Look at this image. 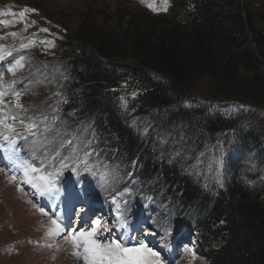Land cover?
<instances>
[{
    "label": "rangeland",
    "instance_id": "1",
    "mask_svg": "<svg viewBox=\"0 0 264 264\" xmlns=\"http://www.w3.org/2000/svg\"><path fill=\"white\" fill-rule=\"evenodd\" d=\"M176 1L167 0V4H164L163 0H145V3L140 0H0V13H8L0 15V21H8L4 25L7 26L5 30H2L3 26L0 29L2 42L6 47L20 50L0 61V79L3 81L0 87L6 91L0 107L5 114L16 113L19 117L27 118L26 123L29 120L38 123L37 135H29L27 140L17 139L14 149L22 159H32L34 155L36 158L33 162L37 168H41L43 163L39 173L41 175L58 168L61 157L71 156L74 148L80 157H83L84 151L93 153L89 157V163L93 165L91 171H85L83 164L69 161V167L63 169L54 180V187L66 192L63 196L72 197V214L68 218L74 217V221L79 224L85 221L79 233L91 227L97 229L96 235L107 233V237L100 238V241H105L101 244L119 241L133 248L143 243L159 253L161 264H209L208 257L200 248L197 236L188 223L189 218L149 193L147 187L141 186L133 177V171H126V167L116 164L112 158V161H107L98 150L95 137L88 135L86 129L76 130L70 124L69 105L67 107L65 102L69 82L66 66V55L71 47L69 43L78 40L94 51L96 44L93 41L96 43L100 39L107 26H117L118 19H122V28L127 27L131 16L142 24L148 21L151 24L156 18L161 21L170 17L171 7ZM242 2L251 10L255 26L264 33V21L261 18L264 14V0ZM146 3H153L158 9L166 7L167 11L154 12ZM26 8L35 11L25 12L21 17L19 14ZM22 44L28 47L22 48ZM110 46L117 48L115 43ZM21 56L24 57L23 67L17 68L15 75L9 73V64ZM128 62L133 61L129 59ZM149 88L148 84L137 78L126 77L122 80L119 93L127 122L138 129L143 137L154 139L163 150L162 153L165 152L172 160L179 162L186 174L198 180L205 189L214 190L224 184L231 170V161H236L241 165L248 182L259 184L264 179V156L256 151L254 143L246 141L240 146L235 142L239 136L237 130L253 128L264 141V104L222 95L216 97L219 89L211 80L204 78L191 90L196 100L206 108L220 109L235 123V127L226 129L214 138L201 135L194 137L193 134H187L182 118L169 120L164 108L148 106L142 102L140 95ZM12 91H19L21 96L17 98L11 95ZM17 102L26 111L16 108ZM9 123L16 124L17 133L26 132L19 120ZM45 125L52 126V130L46 132ZM4 131L0 128V133ZM69 140L71 144L64 143ZM0 146L9 147L3 136H0ZM2 168L0 165V172ZM72 168H76V171H72ZM3 172V179L14 184L16 179L8 177L5 168ZM85 200H90L89 205L92 207L87 212L81 211ZM261 200L264 202V191ZM37 205L39 210L43 208L39 203ZM98 209L110 210L113 217L111 224L100 221L98 224L93 223L97 221L95 210ZM11 215L6 203L0 202V264H24V259H30L37 253L35 250L31 253L37 240L30 238L39 236L45 230H35L34 227L17 230L18 223L12 220ZM48 216V211L43 210L42 217L50 218ZM118 221L121 223L117 224ZM130 221H137L138 226H133L137 233L127 242L131 230L117 229L126 227L124 222ZM57 223L67 232L66 224ZM114 225L116 227L113 229ZM15 228L18 232H15ZM76 229L71 227L67 240L76 236ZM67 247L63 248L66 256L69 255ZM38 254V258L43 257L41 253Z\"/></svg>",
    "mask_w": 264,
    "mask_h": 264
},
{
    "label": "trees",
    "instance_id": "2",
    "mask_svg": "<svg viewBox=\"0 0 264 264\" xmlns=\"http://www.w3.org/2000/svg\"><path fill=\"white\" fill-rule=\"evenodd\" d=\"M252 17L242 0H178L170 17L142 24L131 16L125 28L118 19L93 41L96 50L77 40L66 55L70 124L92 134L107 161L133 171L149 193L189 218L209 264H264V179L248 182L231 161L224 184L205 189L127 122L119 87L124 78H137L150 86L140 95L146 105L164 108L169 120L182 118L190 136H218L235 123L191 90L208 78L219 89L216 97L264 104V33ZM241 130L236 144L252 141L264 156L261 135Z\"/></svg>",
    "mask_w": 264,
    "mask_h": 264
},
{
    "label": "bare ground",
    "instance_id": "3",
    "mask_svg": "<svg viewBox=\"0 0 264 264\" xmlns=\"http://www.w3.org/2000/svg\"><path fill=\"white\" fill-rule=\"evenodd\" d=\"M0 25V29L3 26L2 30H5V28L7 27L4 26L5 23H1ZM8 52H11L12 54H17L20 52V50L15 48L13 49L11 47H6L5 43L2 42V36H0V55H4L6 57L4 58V60L7 59L8 55H6V53ZM0 165L3 167L1 169L2 172H0V185H3L0 190V202L6 203V205L10 208V211L12 212V220L18 223L16 226V228H18L17 230H19L20 228L24 230V228L33 227L35 230L38 228H44L45 230L41 231V234L39 236L36 235L34 236V238H30L37 240L35 248H32L31 250V253H33L34 250L37 251V253H34V255L30 259H24V264H86L84 260V246L77 242L75 247V244L73 243V238H71L72 236L69 237V240H67V234L71 231V227H77L76 231L78 232H75V234L77 235L79 233V230H81L82 227L85 226V221L84 223L80 222L79 224V222L77 223L74 221V217L72 219L68 218V216L70 217V215L72 214L71 208L73 206V202L72 199H70L72 197L63 196V193L65 194L66 192H63L59 190V188L55 187H53L52 190L47 194L41 196L33 187L24 182L23 172L17 169L14 165H12L7 159H5L4 153L2 151H0ZM4 168L6 173L8 174V177H15L16 183L14 182V184H12L9 182L8 179H3L2 174L4 173ZM5 182H7L8 184ZM15 193H18L19 195L15 196ZM38 203L41 207H43V210L46 209L48 211V215L51 216L50 218L42 217L43 211L38 209ZM19 205L21 206V208H19ZM28 209H30V212H27ZM85 210L84 208H81V211L85 212ZM53 219L57 222H61L62 225L66 224L65 228L67 232H64V227L62 226L61 228L63 229V231L59 232V234H56L54 231L55 225H53L52 223ZM119 222L120 221H118L117 224H119ZM132 223L134 224V221H132ZM128 225L126 227H121V229L120 227L117 229L124 230L126 228L127 230H131L128 234L129 238H126L127 242L128 239L132 238L131 236H134L137 233L135 228ZM17 230L15 232H18ZM90 231L91 227L89 229H86L85 231L83 230L82 232L86 234ZM104 236L107 237V233L105 235L95 234L92 238L101 244L105 242L100 241V238ZM61 238L62 241L58 242V240ZM66 245L68 246V256H66V252L63 250ZM38 253H41L43 257L38 258ZM76 253H79V255H76ZM50 260H54L55 262L50 263Z\"/></svg>",
    "mask_w": 264,
    "mask_h": 264
},
{
    "label": "snow or ice",
    "instance_id": "4",
    "mask_svg": "<svg viewBox=\"0 0 264 264\" xmlns=\"http://www.w3.org/2000/svg\"><path fill=\"white\" fill-rule=\"evenodd\" d=\"M140 2L145 3V0H140ZM163 3L167 4V0H163ZM146 6L154 12L167 11L166 7L163 9H158L153 5V3H146ZM29 11H35V9L26 8L19 15L22 17L25 12ZM6 14L8 13H0V15ZM0 23L7 24L8 21H0ZM41 31H47V29H41ZM11 35L15 36L16 33H12ZM21 47L25 48L28 47V45L22 44ZM6 55L11 56L12 53L8 52ZM4 58V55H0V61H3ZM23 59L24 57L21 56L19 59H16L14 63H10L7 71L15 75L17 68L23 67ZM0 77H2V73H0ZM2 84L3 81L0 79V85ZM5 94L6 91L0 87V104L3 103L2 97ZM11 95L19 98L21 93L19 91H12ZM15 107L26 111L24 106L19 102L16 103ZM26 119L27 118L19 117L16 113L5 114L4 109L0 107V128L5 130L4 132L0 133V136H3V139L7 141L9 145L8 148L0 146V151L4 153L5 159H7L12 165L23 172L24 182L33 187L41 196L52 190L54 187L55 177L63 169L69 167V161H72L76 164H83L85 171L92 170L93 165L89 163V157H91L93 153L84 151L83 157H80L76 154L77 149L74 148L71 156L61 157L58 168H54L52 171L46 172L42 175L39 174L43 168V163H41V168H37L33 162V160L36 158L34 155L32 159H22L17 154V150L14 149L17 139L27 140L29 135H37L36 130L39 128L38 123L31 120L26 123ZM16 120H19L20 126L26 130L24 134L17 133L15 130L16 124L9 123V121ZM51 130L52 126L45 125L46 132ZM64 143L71 144L72 141H64ZM89 143H91V141H89ZM46 152L47 149L45 150V153ZM72 171H76V168H72ZM13 179H15V177H13ZM41 211H43V209H41ZM52 223L55 225L54 231L56 234H59V232L63 231L56 220H53ZM93 223L98 224L99 221H93ZM96 231V228H92L91 231L86 234L84 232H80L73 237L74 244L79 242L85 248L84 260L86 264H161L159 253L152 251V249L148 248L147 245L141 243L137 247L129 248L122 245L119 241H113L110 244H100L92 238ZM76 255H79V253H76Z\"/></svg>",
    "mask_w": 264,
    "mask_h": 264
}]
</instances>
